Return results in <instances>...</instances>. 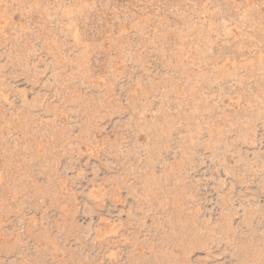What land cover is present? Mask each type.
I'll use <instances>...</instances> for the list:
<instances>
[{"label": "rangeland", "instance_id": "rangeland-1", "mask_svg": "<svg viewBox=\"0 0 264 264\" xmlns=\"http://www.w3.org/2000/svg\"><path fill=\"white\" fill-rule=\"evenodd\" d=\"M0 264H264L263 0H0Z\"/></svg>", "mask_w": 264, "mask_h": 264}, {"label": "bare ground", "instance_id": "bare-ground-1", "mask_svg": "<svg viewBox=\"0 0 264 264\" xmlns=\"http://www.w3.org/2000/svg\"><path fill=\"white\" fill-rule=\"evenodd\" d=\"M235 1H240V2H244L247 4H253V3H257L259 0H235ZM207 3V2H206ZM263 5H264V0H263ZM202 15V14H201ZM203 16V15H202ZM204 18V17H203Z\"/></svg>", "mask_w": 264, "mask_h": 264}]
</instances>
